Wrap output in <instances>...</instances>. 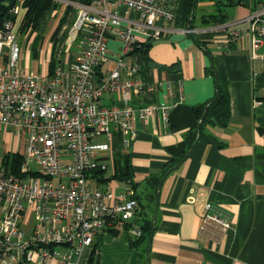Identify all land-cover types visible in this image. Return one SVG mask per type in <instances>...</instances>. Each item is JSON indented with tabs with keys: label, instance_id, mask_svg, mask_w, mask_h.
Returning a JSON list of instances; mask_svg holds the SVG:
<instances>
[{
	"label": "built area",
	"instance_id": "1",
	"mask_svg": "<svg viewBox=\"0 0 264 264\" xmlns=\"http://www.w3.org/2000/svg\"><path fill=\"white\" fill-rule=\"evenodd\" d=\"M52 1L58 4L53 13L61 17L71 8L72 22L66 45L55 52L53 64L48 55L42 71V65L22 66L27 53L17 19L0 28V137L12 127L24 157L19 173L4 164L7 148L0 158V264H82L84 251L102 232L142 236L134 178L114 189L103 176L116 169L115 139L129 145L138 119L160 113L169 120L166 103H130L133 92H152L157 85L139 78L141 64L129 57L139 43L135 31L160 37L168 30L160 22L175 19L180 1ZM120 7L133 14L125 17ZM20 8L25 10L24 0H16L15 15ZM247 21L258 47L264 43V4L252 9ZM111 37L122 40L116 55L108 50ZM105 94L122 103H104ZM212 208L210 201L203 203L202 226L229 229V218Z\"/></svg>",
	"mask_w": 264,
	"mask_h": 264
},
{
	"label": "crops",
	"instance_id": "2",
	"mask_svg": "<svg viewBox=\"0 0 264 264\" xmlns=\"http://www.w3.org/2000/svg\"><path fill=\"white\" fill-rule=\"evenodd\" d=\"M179 1L178 18L160 22L168 29L160 37L135 31L139 42L152 44L146 54L129 57L141 64L138 77L157 85L152 92L136 90L130 103H166L169 120L160 113L138 119L129 145L120 138L113 143V156L129 155L152 232L144 238L128 230L102 232L84 251L82 264L92 256L97 264L98 254V264H264V43L254 46L247 21L254 4L229 6L225 23L202 25L201 16L216 13L214 1ZM192 9L196 24L189 28L184 24ZM120 10L125 17L133 14ZM112 38L120 39L109 38L108 46ZM217 78L228 84L231 116L225 124L203 123L198 111L215 98ZM102 101L122 103L109 94ZM2 142L8 152L22 150L12 127L2 129ZM208 201L213 212L229 218V229L202 226L200 211Z\"/></svg>",
	"mask_w": 264,
	"mask_h": 264
},
{
	"label": "trees",
	"instance_id": "3",
	"mask_svg": "<svg viewBox=\"0 0 264 264\" xmlns=\"http://www.w3.org/2000/svg\"><path fill=\"white\" fill-rule=\"evenodd\" d=\"M200 0H197V2ZM214 1V10L216 13H211L208 15H203L200 17V23L202 25H210V24H223L226 22L227 18V7L229 6H236L239 4H249V2H253L254 6L252 9L256 8L260 4H264V0H212ZM16 4V0H0V28L3 25V23L8 19H15L16 15L12 11V8ZM24 6H25V15L23 18V29L28 30L32 29L35 30V28H39L42 35L46 30L48 29V23H49V15L53 13L54 9L58 7V4L54 3L52 0H24ZM196 6V3L194 4V8ZM71 8L69 7L64 15L60 17L58 26L54 29L52 33L53 36L56 37L57 32H59L62 25L65 23H71L72 19L69 18V12ZM195 9H192L191 17L186 18V24L189 28H192L196 24L195 20ZM178 18L177 15L175 17ZM44 37V35H43ZM152 42L150 40H147L145 42H139L134 52H142L143 54H146L147 50L151 46ZM38 53V52H37ZM36 56V52H34V57ZM55 60L52 59V62ZM53 64V63H52ZM231 98L230 93L228 90V84L225 80H222L221 78H217V93L215 98L211 101L209 106L204 108V110H199L198 114L201 118L202 122H206L208 119L213 120L214 122H219L221 124H225L230 116H231V108H230ZM195 141V137L192 136L190 140V146ZM24 157L21 153H11L7 152L4 156V164L9 168H11L12 171L18 172L20 171V167L23 163ZM116 160V169L113 176L106 177L103 176L104 182L107 184L112 179H118V180H124L127 178L133 177L132 172V165L130 162L129 155L122 153L121 151L117 152L115 155ZM153 229V220L147 219L143 215V221H142V230L143 234L140 236V238H144L146 236H149ZM112 232H118V231H112ZM94 256L91 257V260L88 264H94Z\"/></svg>",
	"mask_w": 264,
	"mask_h": 264
},
{
	"label": "rangeland",
	"instance_id": "4",
	"mask_svg": "<svg viewBox=\"0 0 264 264\" xmlns=\"http://www.w3.org/2000/svg\"><path fill=\"white\" fill-rule=\"evenodd\" d=\"M25 15V10L21 9L16 14L15 19H17V28H18V38L23 44V55L25 57L22 59V66L27 67L31 70H35L39 66L42 65L48 59V55L50 54L52 59H54V54L61 47V44L64 43L66 45V40L69 35V23H65L61 26L59 32H57L56 37L53 36L52 33L54 29L58 26L59 18L61 17L60 13H56L49 15V23L48 29L44 32V37L40 32L39 28H35V30L28 29L27 31L23 29V18ZM120 39L112 38L109 42L108 50L112 55H116L119 47L121 46ZM34 52H36V56L34 57ZM38 52V53H37ZM27 56V57H26ZM53 63V62H52ZM8 138L12 139L11 134L8 133ZM3 139V138H2ZM3 142L0 143V158L3 156ZM111 186L116 189L117 186H123L124 183L122 180H112L110 182Z\"/></svg>",
	"mask_w": 264,
	"mask_h": 264
},
{
	"label": "water",
	"instance_id": "5",
	"mask_svg": "<svg viewBox=\"0 0 264 264\" xmlns=\"http://www.w3.org/2000/svg\"><path fill=\"white\" fill-rule=\"evenodd\" d=\"M99 256H100V254L97 255V264H98V262H99Z\"/></svg>",
	"mask_w": 264,
	"mask_h": 264
}]
</instances>
